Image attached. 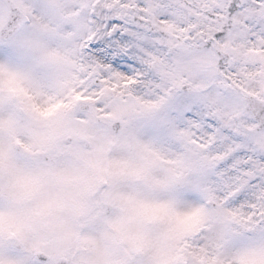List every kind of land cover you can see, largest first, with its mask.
Listing matches in <instances>:
<instances>
[{
  "label": "snow or ice",
  "instance_id": "1",
  "mask_svg": "<svg viewBox=\"0 0 264 264\" xmlns=\"http://www.w3.org/2000/svg\"><path fill=\"white\" fill-rule=\"evenodd\" d=\"M0 264H264V0H0Z\"/></svg>",
  "mask_w": 264,
  "mask_h": 264
}]
</instances>
